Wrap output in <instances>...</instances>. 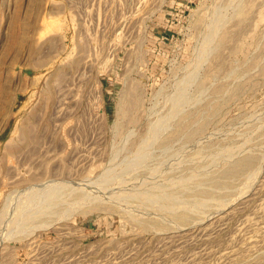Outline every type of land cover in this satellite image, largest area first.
Listing matches in <instances>:
<instances>
[{
    "label": "rangeland",
    "instance_id": "1",
    "mask_svg": "<svg viewBox=\"0 0 264 264\" xmlns=\"http://www.w3.org/2000/svg\"><path fill=\"white\" fill-rule=\"evenodd\" d=\"M0 264H264V0H0Z\"/></svg>",
    "mask_w": 264,
    "mask_h": 264
}]
</instances>
